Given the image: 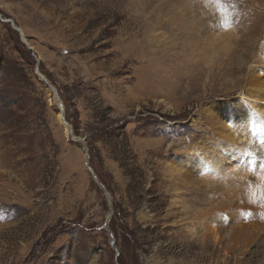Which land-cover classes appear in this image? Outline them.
Returning a JSON list of instances; mask_svg holds the SVG:
<instances>
[{
  "label": "rangeland",
  "instance_id": "rangeland-1",
  "mask_svg": "<svg viewBox=\"0 0 264 264\" xmlns=\"http://www.w3.org/2000/svg\"><path fill=\"white\" fill-rule=\"evenodd\" d=\"M251 75L264 0H0V264H182L169 168ZM251 115L224 167L264 170Z\"/></svg>",
  "mask_w": 264,
  "mask_h": 264
},
{
  "label": "bare ground",
  "instance_id": "bare-ground-1",
  "mask_svg": "<svg viewBox=\"0 0 264 264\" xmlns=\"http://www.w3.org/2000/svg\"><path fill=\"white\" fill-rule=\"evenodd\" d=\"M245 87L242 100L230 103L226 114L217 113L221 108L207 113L216 143L195 153L178 149V163L169 168L171 188H178L173 204L180 208L173 217L180 227L176 242L180 244L179 253L184 255L179 259L182 264L197 263L187 259L192 256L200 259V264H231L232 259L234 264H255L253 257L262 251L259 264L264 263V250L258 249L264 239V170L246 173L243 167H224L225 158L219 148L223 142L237 147L249 140L254 142L246 117L250 112V119L258 120L257 130H264V106L256 103L264 100V79L251 75Z\"/></svg>",
  "mask_w": 264,
  "mask_h": 264
},
{
  "label": "water",
  "instance_id": "water-1",
  "mask_svg": "<svg viewBox=\"0 0 264 264\" xmlns=\"http://www.w3.org/2000/svg\"><path fill=\"white\" fill-rule=\"evenodd\" d=\"M47 84H49V83L47 82ZM49 86H50V89L54 92V94H56V98H57L59 101H61V100H60V97H59V95H58V93H57V89H56L53 85H51V84H49Z\"/></svg>",
  "mask_w": 264,
  "mask_h": 264
},
{
  "label": "snow or ice",
  "instance_id": "snow-or-ice-1",
  "mask_svg": "<svg viewBox=\"0 0 264 264\" xmlns=\"http://www.w3.org/2000/svg\"><path fill=\"white\" fill-rule=\"evenodd\" d=\"M216 2H217L218 4H222V0H216ZM221 10L223 11V10H224V8H223V7H221Z\"/></svg>",
  "mask_w": 264,
  "mask_h": 264
}]
</instances>
